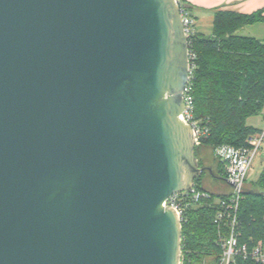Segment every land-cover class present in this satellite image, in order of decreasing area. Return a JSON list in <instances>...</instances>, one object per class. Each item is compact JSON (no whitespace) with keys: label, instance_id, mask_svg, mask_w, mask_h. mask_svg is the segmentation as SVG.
Instances as JSON below:
<instances>
[{"label":"water","instance_id":"obj_1","mask_svg":"<svg viewBox=\"0 0 264 264\" xmlns=\"http://www.w3.org/2000/svg\"><path fill=\"white\" fill-rule=\"evenodd\" d=\"M189 67L177 0H0V264H179Z\"/></svg>","mask_w":264,"mask_h":264},{"label":"trees","instance_id":"obj_2","mask_svg":"<svg viewBox=\"0 0 264 264\" xmlns=\"http://www.w3.org/2000/svg\"><path fill=\"white\" fill-rule=\"evenodd\" d=\"M179 6L187 11L181 0ZM259 23H264L263 11L250 15L218 11L213 15L209 37L188 39V50L194 55L189 61L193 119L208 131L196 152L221 145L243 147L257 133L246 122L260 115L264 107V41L237 32ZM211 170L214 176L221 175L217 162ZM205 175L203 172L195 180L197 189L207 188ZM220 197L213 194L187 209L186 222L181 226L185 264H217L221 253L218 233H228L225 226L218 228L213 222L215 202ZM237 214L239 244H246L249 250L259 242L264 247V169L255 185L245 187ZM232 264L256 263L235 257Z\"/></svg>","mask_w":264,"mask_h":264},{"label":"built area","instance_id":"obj_3","mask_svg":"<svg viewBox=\"0 0 264 264\" xmlns=\"http://www.w3.org/2000/svg\"><path fill=\"white\" fill-rule=\"evenodd\" d=\"M179 4V0H177ZM180 8V15L185 35L188 39L195 36L193 30V20L184 8ZM194 59V55L189 52V61ZM190 65V64H189ZM189 67V80L183 90L184 112L183 118L193 129L195 148L199 147L202 140L207 136V130L199 126L193 119L194 104L191 96ZM264 140V130L250 136L246 145L235 148L228 145H221L213 150V156L225 183L230 187L228 193L215 194L208 188L197 189L194 185L188 191L173 193L166 201L165 205L175 210L180 224L186 222V211L189 207L198 205L204 200H208L211 195H220L216 200L217 207L214 217V224L219 227H226L228 233L223 236L218 233V245L221 250L217 264H232L235 257H241L243 260H251L256 264H264V247L259 242L256 247L249 250L246 244H239V221L238 209L239 203L246 187V178L251 169V164L255 156L258 154L261 143ZM179 264L184 263V255H182Z\"/></svg>","mask_w":264,"mask_h":264},{"label":"crops","instance_id":"obj_4","mask_svg":"<svg viewBox=\"0 0 264 264\" xmlns=\"http://www.w3.org/2000/svg\"><path fill=\"white\" fill-rule=\"evenodd\" d=\"M193 20V30L196 35L209 37L212 32V18L215 12L231 11L241 15H250L263 11L264 0H181ZM242 37H253L264 41V23H259L242 28L237 32ZM264 117V115H263ZM249 126V125H247ZM250 127V126H249ZM260 132L261 129H256ZM208 183V182H207ZM206 183V185H207ZM215 194L228 193L230 187L217 179H210L208 183Z\"/></svg>","mask_w":264,"mask_h":264},{"label":"rangeland","instance_id":"obj_5","mask_svg":"<svg viewBox=\"0 0 264 264\" xmlns=\"http://www.w3.org/2000/svg\"><path fill=\"white\" fill-rule=\"evenodd\" d=\"M264 107L262 108V111L260 115L252 117L247 120L246 124L254 129H261V131L264 130ZM198 148V147H197ZM200 148V146H199ZM197 155L198 161H200L199 167L201 168H213L215 169L216 159L213 156V150H203L199 149L197 152L195 151ZM215 160H213V159ZM264 169V140L260 145L258 154L255 156V158L252 161L251 169L248 172L247 178H246V186H253L255 185L256 181L258 180V177L260 173ZM204 182L209 183L210 177L206 172V175L204 176ZM207 183V188L211 191L212 189L209 187V184ZM212 192V191H211Z\"/></svg>","mask_w":264,"mask_h":264}]
</instances>
